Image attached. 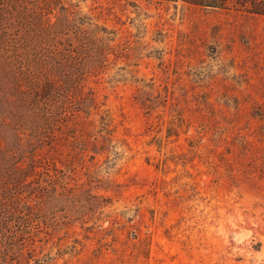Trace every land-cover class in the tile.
Masks as SVG:
<instances>
[{"label":"rangeland","instance_id":"374dc122","mask_svg":"<svg viewBox=\"0 0 264 264\" xmlns=\"http://www.w3.org/2000/svg\"><path fill=\"white\" fill-rule=\"evenodd\" d=\"M27 4L5 31L62 87L0 68V264H264V15Z\"/></svg>","mask_w":264,"mask_h":264},{"label":"trees","instance_id":"16d2710c","mask_svg":"<svg viewBox=\"0 0 264 264\" xmlns=\"http://www.w3.org/2000/svg\"><path fill=\"white\" fill-rule=\"evenodd\" d=\"M39 1L46 2L47 4H50V6L53 5V3L57 2V0ZM185 1L195 5L216 8H220L232 2L238 9L247 10L248 12L254 14L264 15V0ZM27 3L28 0H0V68L13 83L16 91L18 92V95H33L34 92H37L35 93L36 96L41 95V97H43L42 94H44L45 87L54 86L55 88H61L62 85L51 77L41 74V72L39 71L40 65L35 59L37 55L31 51L30 46L28 45V41H23L21 40V38L13 39L11 35L5 31L6 27L4 26V21L12 17L15 18L16 22H18L17 26L29 31L32 23L28 20L31 18V16H34V14L28 13L29 9L27 7ZM40 26L42 27H40L39 33L42 37L52 38L56 34H65V30H56L46 24ZM74 52L76 55L78 54L77 50H69L67 54L70 58H74L72 54ZM71 80L75 83V79ZM73 89L77 91L76 93L81 92L80 87L77 83L74 84ZM37 115L39 116V114Z\"/></svg>","mask_w":264,"mask_h":264}]
</instances>
